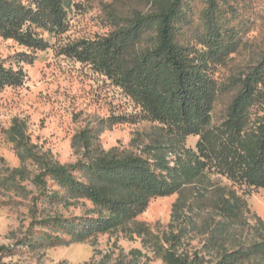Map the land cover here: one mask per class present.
I'll return each instance as SVG.
<instances>
[{
    "label": "rangeland",
    "instance_id": "1",
    "mask_svg": "<svg viewBox=\"0 0 264 264\" xmlns=\"http://www.w3.org/2000/svg\"><path fill=\"white\" fill-rule=\"evenodd\" d=\"M223 27L230 34L227 46L212 63L214 87L209 103L211 122L199 133L185 132L170 121L156 119L141 100L138 83H123L137 47L118 55L117 68L108 71L78 53L101 54L102 42L115 29L114 17L149 11L141 0H62L63 23L55 33L40 29L42 46L29 49L0 36V61L25 72L20 86L0 88L1 167L22 166L11 128L18 120L32 151L60 164L81 159L73 148L74 136L86 127L99 129L105 150L118 148L141 154L147 146H164L175 156L199 167L180 192L168 197L141 196L126 227L98 235L84 243L35 250L19 241L45 216L79 217L92 211L91 202L73 200L61 205L33 203L15 191L0 187V247L15 249L9 264H164L161 245L181 235L179 252L198 254L215 264L238 246L246 256L238 264H264V189L235 176L223 132L231 119L230 106L243 88L246 74L263 68L258 97L250 108L247 134L264 126V0H220ZM205 0H192L189 24L179 35L185 46L204 50ZM227 33V34H228ZM29 170H35L31 163ZM36 192L30 181L21 183ZM38 210V211H36ZM183 228V231L180 229ZM258 246L255 249V246ZM241 252V251H239Z\"/></svg>",
    "mask_w": 264,
    "mask_h": 264
},
{
    "label": "trees",
    "instance_id": "2",
    "mask_svg": "<svg viewBox=\"0 0 264 264\" xmlns=\"http://www.w3.org/2000/svg\"><path fill=\"white\" fill-rule=\"evenodd\" d=\"M141 1L150 7L149 11L136 10L128 16L114 17L115 29L101 44L103 57L91 51L76 55L87 61L100 59L97 63L111 71L118 66L117 61L114 63L118 55L137 47L131 66L126 68L128 73H124L127 89L136 87L133 82L138 83L140 99H145L147 104L152 100L150 109L156 119L170 121L185 132L197 134L211 122L212 63L229 43L226 40L230 34L223 27L222 18L232 10L222 12L220 0H205V32L201 42L204 50H199L179 40L183 27L189 24L192 0ZM64 7L62 0H0V36L29 49L40 48L43 41L39 30L55 33L63 23ZM24 80L22 68H8L0 61V88L20 86ZM262 80L263 68L246 74L243 88L230 106L231 119L220 134L227 137V154L234 162L233 174L252 187L264 189V126L253 134L246 133L250 108L258 97ZM100 133L98 128L91 127L77 133L72 145L80 152L81 159L66 165L32 151L24 129L15 120L11 135L18 143L22 166L3 168L4 160L0 157V187L23 198L30 197L35 204L61 205L86 200L93 206L92 211L79 217L57 214L35 221L38 232L31 229L19 241L20 246L35 250L84 243L119 230L127 226L141 204L140 195L171 196L199 172V167L183 156H175L171 161L169 154L174 155V151L160 145L147 146L141 154L118 148L105 150ZM28 163L36 169L29 170ZM24 181H30L36 192L22 186ZM180 240L181 235L175 234L166 241L168 246L160 244L164 264H206L198 254H181ZM241 247L226 250L215 264H238L248 254ZM14 253L15 249L0 247V264H9L3 259ZM98 264L111 263L104 259Z\"/></svg>",
    "mask_w": 264,
    "mask_h": 264
}]
</instances>
